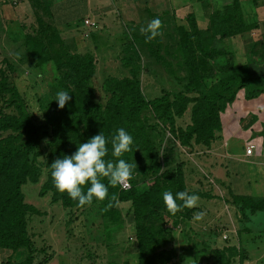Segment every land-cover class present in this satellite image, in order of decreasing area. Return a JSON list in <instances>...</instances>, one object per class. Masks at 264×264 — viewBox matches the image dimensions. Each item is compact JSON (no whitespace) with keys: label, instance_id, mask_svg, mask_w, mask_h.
I'll list each match as a JSON object with an SVG mask.
<instances>
[{"label":"rangeland","instance_id":"374dc122","mask_svg":"<svg viewBox=\"0 0 264 264\" xmlns=\"http://www.w3.org/2000/svg\"><path fill=\"white\" fill-rule=\"evenodd\" d=\"M106 1L110 3L107 18L111 24L103 23L104 21L101 19H104V17L100 15L89 14L91 19L100 20V28L88 29L85 26L84 18L87 9L84 0H72L54 5L52 9L56 15L54 18L64 22L57 24L63 26L67 24L63 20L68 19V22L72 23V27H74L63 32L59 31L52 22H49L50 20H47L50 19V9L48 7L27 8L26 13L23 12V9L21 11L22 16L19 18L24 19V21L17 26L11 25L8 19H0V69L6 70L12 81L18 86L37 124L43 127L42 131L47 130L44 125L45 115H52L56 111L60 115L73 116L76 110L73 103L74 98L71 94L72 99L63 109L59 108L58 102L54 100L58 91L66 90L60 86L61 81L59 82V73L55 65L48 63L41 67H35L34 62L27 55L26 35L37 31L40 25L39 20L54 29L56 28L61 35L63 34L65 46L72 52L86 53L92 51L94 53L97 69L89 85L94 91L95 101L102 103L104 106L107 105L110 98L106 84L112 78H118L119 80L133 79L145 97L150 100L162 96L164 93H178L180 91H184L191 98H194L201 93L212 92L222 79L231 75L235 69L248 61L249 47L252 46H250L248 34H245L247 31L239 33L234 30L233 34L225 38L220 37V34L215 37L211 46L213 52H210V49H205L207 52L204 50L203 52L197 51V63L200 66L197 74L200 73L202 77L198 78L190 68L191 56L187 53L198 46V41H204L201 40V37H207L205 33L207 28L215 23L213 16L217 4H213V0H192V7L187 8V11L183 14L177 15L176 19L171 15L169 16V13H162L161 19H159L161 26L158 29L160 35L150 41L146 40L147 35H150V33L141 31L142 28H147L144 23L141 24V20L143 22L146 19H136V14L131 17L128 16V11L121 8L118 0ZM231 2H234V0H228L222 5H228ZM127 3L132 7L137 4H144L140 0L139 2L128 0ZM64 4L65 6L62 7ZM182 5L185 6L186 4L182 2ZM131 9L134 8H129V10ZM138 11L143 14L149 13L151 10L149 11L147 7L142 6L139 7ZM258 25V23L252 25V29L256 30ZM89 34L90 36L86 40L82 38L84 35L88 36ZM73 38H77L78 41H72ZM80 39L82 40L81 44ZM191 41L194 42L193 46ZM256 41L258 42L256 48L259 50L263 43L262 40ZM259 68L264 69V66ZM253 69L256 71V67H253ZM261 72L264 73V71ZM220 106L223 107V103ZM228 106L231 108V115L236 120L232 109L233 102ZM192 107L193 104H190L187 111L181 116H174L173 114L174 124L178 129L185 130L187 126L193 123ZM226 108L227 106L221 109V113L225 116L228 115V109ZM146 115L147 118L145 119L148 123L156 128L153 132V140L158 148L160 161L165 163L166 160L163 159V154L168 149H172L170 155L173 158L171 160L173 166L180 162L183 163L187 172L189 190L200 193L198 207L208 212L202 219L196 220V223H194L195 219L192 220L194 216L189 219L181 218L182 216L166 217L164 223H159L162 231L157 236L161 239V242L158 246H154V252H160L161 250L180 252L195 249V255L199 252V255L211 254L213 256L211 264H234V261H231V256H229L231 251L222 255L219 252L217 253L216 250H212V248H225L226 244L232 242L235 235L233 226L236 224L240 225L241 229L247 228L245 231L242 230L241 236H254L256 241L264 238V211L250 214L251 211L240 209L233 201L234 194L264 198V184L259 182V185L255 186L239 181L233 183L232 176L225 178L224 173L227 167L218 169V156L215 161L206 159V156L210 153L207 147L211 146L214 141L219 140L222 142L224 140L222 131L216 132L215 139L208 146L197 144L195 138L191 140V143L185 145L181 140L173 137L170 132L171 123L169 120L158 119L151 112ZM236 122V126L242 130L248 128V123L243 122L242 119L239 122L236 120ZM254 136L257 137L258 135L255 134ZM234 140L235 143L239 141L236 138ZM241 140V143H245L246 147L251 145V143H248V139L242 138ZM234 145L233 147H235ZM236 148L235 150H237ZM39 150L42 153L38 158V163L42 168L40 180L38 183L28 181L22 187L25 202L35 205L39 211L46 213L44 216H40L41 214L30 216L29 220V227L31 226L29 233L34 238L38 248L46 245L44 226L46 230H52V232L48 231V237L53 235L54 240L57 236L55 239L58 244L54 245V249L61 251L63 249V246L60 247V245H63L61 243L63 234L68 235L70 231L74 233L78 231V226L84 223V215L82 214L90 212H97L98 223L111 232H124L128 227L135 226L136 222L131 201L117 200L116 203L107 204L106 206L102 205V201L83 207L76 204L69 209L64 207L61 202H53L51 192L42 196L40 194L42 186L49 176V170L46 166L47 155L50 152V138L48 136L42 137ZM135 161L136 159H131L130 163ZM138 163L142 164L144 162L140 160ZM199 164L202 165V170L197 166ZM237 171L238 175L242 177V170ZM230 173H233L231 169ZM223 179L225 183L221 184ZM262 180L264 181V178ZM146 187H148L146 182H141L138 188L139 191H143ZM222 191H224V194ZM214 211L216 214H213ZM40 219L42 220L40 221ZM228 229L230 230L228 231ZM225 234L229 235L226 239L223 238ZM123 237L124 235L121 233V238ZM214 238L217 241L219 240L222 246L212 245L211 239ZM103 239L107 241L106 236ZM258 243L260 244V242ZM74 245L78 246L77 243ZM116 250L114 249V251ZM197 250L198 253H196ZM247 253L241 247L238 254L246 257ZM238 254L235 258L240 256ZM263 262L259 264H264ZM235 264H244V261L238 260Z\"/></svg>","mask_w":264,"mask_h":264},{"label":"trees","instance_id":"16d2710c","mask_svg":"<svg viewBox=\"0 0 264 264\" xmlns=\"http://www.w3.org/2000/svg\"><path fill=\"white\" fill-rule=\"evenodd\" d=\"M213 17L215 23L207 28V37H201L204 41H198V46L187 53L191 56L190 68L198 78L202 75L197 74L200 70L197 51L210 49L213 52L212 41L218 34L225 38L233 34L234 30L243 33L252 29V25H248L244 18L240 0L216 6ZM39 22L37 31H34L36 33L26 35L27 55L35 67L48 63L55 65L60 86L73 95L76 113L64 116L54 111L52 115H45L44 125L47 130L42 131L43 127L37 124L18 86L6 70L0 69V249L16 251L27 248L29 255L20 264H35L33 253L36 249L29 233V219L32 215L41 214V211L35 205L25 202L22 187L28 181L38 183L40 180L42 168L38 158L42 154L39 150L42 137L50 138V152L46 162L49 176L40 194L45 196L51 192L53 202H61L70 209L78 202L70 199L66 192L61 193L56 189L51 164L65 155L71 156L79 144L86 143L101 131L110 139L122 127L133 136L132 150L121 157H114L109 143L105 159L113 162L124 159L128 163L131 159H136L132 163L136 168L130 180L131 188L123 190L120 185L111 186L107 178H101L108 186V196L102 201V205H112L117 200L131 201L136 222L135 237L140 251L138 264H167L176 251L154 252V246L161 242L157 236L162 231L159 223H164L168 216L189 219L197 207L184 208L172 215L163 202L162 194L171 191L175 195L176 192L185 190L198 196L200 193L189 190L183 163L173 166L170 155L172 149L163 154L165 163L160 161L158 148L153 140L156 128L145 119L146 114L151 112L158 119L169 120L170 132L183 144H189L195 138L197 144L208 146L215 139L216 132L223 130L221 109L226 106L228 109V105L241 90H245L247 99L264 93V76H254L250 65L244 63L222 79L210 93H201L191 98L180 91L164 93L152 100L145 97L133 79L112 78L106 84L110 98L104 106L95 101L94 91L89 85L97 69L94 55L89 52H72L65 46V41L56 28L41 20ZM191 45L194 42L191 41ZM221 103L223 107L220 106ZM190 104H193V123L185 130L178 129L174 124V116L183 115ZM140 160L144 163H138ZM141 182L148 185L143 191L138 188ZM88 186L90 185L84 186L85 192ZM233 201L244 211H264V198L234 194ZM96 202L100 200L93 198L91 204ZM228 251H231V258L239 253L236 248H224L216 252L224 255Z\"/></svg>","mask_w":264,"mask_h":264},{"label":"crops","instance_id":"0c3cea01","mask_svg":"<svg viewBox=\"0 0 264 264\" xmlns=\"http://www.w3.org/2000/svg\"><path fill=\"white\" fill-rule=\"evenodd\" d=\"M68 1H72V0H17V3L15 5L12 4L11 2H0V19L1 20L8 19L9 22H11V25L17 26L20 24V22L24 21V19L19 18L22 16L21 11L23 9H24L23 12L26 13L27 8L48 7L50 9L49 11L50 19L47 20H50L49 22H52V24H54L59 31L63 32L68 28L72 29L74 27H72V23L70 24V22H68L69 21L68 19L63 20L66 21L67 24L63 26L58 25L64 22H62V20H58L54 18L56 17V15L54 14L52 9L55 4H63V2H68ZM84 1L87 9V11H85L86 16L84 19L86 18L91 19V16L89 15L91 13L93 15H100L101 17H104V19H101L104 21L103 23L111 24L109 23L107 18V10L110 8L109 7L110 3L108 1L106 0H84ZM118 1L120 3L121 8H125L128 11V16L131 17L133 14H136L137 16L136 19H146L143 22L141 20V24L144 23L146 26L153 19H161L162 13H169V16L171 15L172 17H174V19H176L177 15L181 13L183 14V12L187 11V8H191L193 5V3H191L192 0H140L144 2V4L141 5L137 4L134 5V7H132L127 3L128 0H118ZM133 1L139 2V0H133ZM227 1L228 0H213V4L215 2L217 6H221L224 2ZM182 2H184V4L186 5L185 6L182 5ZM241 4L244 13V18L247 24L248 25H255L257 23L259 24L256 30L250 29L245 33L248 34L247 36H249L250 39V44H251L250 46H252L249 47V51H248L249 58L247 63L250 65L252 74L254 76L257 75L264 76V73L261 72L264 71V69L259 68L261 66H264V0H241ZM64 6L65 4L62 5V7ZM142 6L147 7V9L151 11L149 13L142 14L141 12L138 11L139 7L141 8ZM129 8H134V9L129 10ZM91 20L96 22L98 26H100L99 24L100 20L97 19L94 20L91 19ZM62 35L61 37L64 40V36ZM89 36L90 34L88 36L84 35V37L82 38L86 40V38H88ZM73 40L78 41L77 38H73L72 41ZM256 40H262L263 43V46L260 47L259 50H257L256 48V45L258 43ZM81 43L82 40L80 41V44ZM87 52H90L94 55L92 51H87ZM257 57H259V59H257ZM253 67H256V71H254ZM232 109H233V114L236 117V120H238L239 122V120L242 119L243 122H247L248 128L242 130L240 127L236 126L237 122L235 118H233V115H231L230 113L231 108L228 107L227 110L228 115L226 116L223 115L224 127L222 130V137L224 138V140L222 142L219 140H217L216 142L214 141L211 144V146L207 147L209 148L210 153L208 154V156H206V159L207 160L211 159L215 161L216 157L218 156L217 157V159L219 160L218 169L227 167L224 173L225 178L227 176H232L231 180L233 183L239 181L241 183L243 182L244 184L246 183L247 185H255V186L259 185V182L260 184L262 183L264 184V181L262 180V178H264V93H261L257 97L247 99L245 90H241L238 93L236 99L233 101ZM255 134H257L258 136L257 137L254 136ZM235 138L239 139V141H236L237 143H235L234 140ZM242 138L248 139L249 140L248 143H251V145L255 147L252 155L246 154V145L245 143L244 144L241 143ZM232 140L234 141L235 145ZM233 145L237 147L236 148L237 150H235V147H233ZM197 166L199 167V169L201 170L203 169L202 165L199 164ZM230 169L233 171L234 174L230 173ZM237 170H242L243 172L242 177L238 175L239 173ZM185 175H186V183L188 186L187 172ZM224 183L225 182L223 179L221 181V184ZM222 193L224 194V191H222ZM240 195H244V194H240ZM246 196H252V195H246ZM200 211H203L205 215L208 213L200 207L196 209L195 213ZM195 213L193 214V216L195 215ZM214 213L215 211L213 212V214ZM44 215H46V213L41 211L40 216H44ZM82 215H84L83 216L84 223L78 226L77 229L78 231L74 233L69 230L70 234L69 233L68 235L63 234V241L61 242L63 243V245H60V247L63 246V249L61 251L60 250L57 251L56 249H54V245L58 244L55 239L57 238V236H55L54 240H53V235L48 237L47 233L48 231L52 232L51 229L46 230L45 227L43 226V230L45 231L44 233H46L44 234L45 235L44 238L46 239L45 241L46 245L42 247L38 248L36 246L34 238L31 236L32 241L34 243V248L36 249V251L33 253L35 264H138L139 263L140 251L138 249L137 241L135 237V233H136L135 226L128 227L127 230L124 232H119V231L111 232L110 230H107L105 226L100 225L98 223L97 212L95 213L90 212ZM248 216L250 217L251 215ZM193 219L194 217L192 218V220ZM41 220L42 219H40V221ZM194 223H196V219L194 220ZM67 227L69 228V226ZM233 227H234L233 231H235L234 240L232 242H229V244H226L225 248H236L240 253V248L242 247L248 253L246 257L238 254L240 256H238L237 258H235L236 256L233 257L231 261L232 262L234 261V264L238 260L239 261L243 260L244 264H256V263L259 264L260 262H263L264 238L260 239V241H256L254 236L243 237L241 236V234L247 228H243L242 226L243 229H241V226L238 224L234 225ZM30 229L31 226L29 227V231ZM229 230L230 229H228V231ZM121 233H123L124 235L123 238H121ZM104 235L106 236V240L109 243L105 241V239H103L105 237ZM228 236H229L228 234H225L223 238L225 237L224 239H226ZM211 241H212V245L217 244V246H222V244L220 245L219 240L217 241V239L215 238L211 239ZM258 242H260V244ZM72 243L73 244L77 243L78 246L76 245L73 246ZM114 249L117 250L114 251ZM223 249L224 247L212 248V250H216V251ZM194 250L187 249L180 252L176 251V253L174 254L175 256L167 264H211V261H213V256L211 254L207 253L205 255H201V254L199 255L200 252L197 250L196 253L198 252L199 253L195 255ZM28 255H29V251L27 248H21L16 251H12L8 249H0V264H20L28 257Z\"/></svg>","mask_w":264,"mask_h":264},{"label":"clouds","instance_id":"9594fccd","mask_svg":"<svg viewBox=\"0 0 264 264\" xmlns=\"http://www.w3.org/2000/svg\"><path fill=\"white\" fill-rule=\"evenodd\" d=\"M161 26L159 19H153L147 28H142V32H148L146 40H153L160 35L158 29ZM72 99L70 92L61 90L56 93L55 101L59 108L63 109ZM111 144L112 155L121 157L125 152L132 150L134 143L133 136L124 128H119L109 139L101 131L99 134L90 138L86 143H81L71 156H63L56 159L52 164V179L54 186L61 193L66 192L70 199L77 201L83 207L90 205L93 198L103 201L108 196V186L101 178H107L109 185H123L129 187L126 182L132 179L135 164L128 163L124 159L115 162L106 160L108 155V144ZM87 191H84V186ZM163 202L172 215L182 211L184 208H195L198 206L200 197L197 194H190L187 190L178 191L175 195L171 191H165ZM181 202V203H178ZM205 213L196 212L194 219L200 220Z\"/></svg>","mask_w":264,"mask_h":264},{"label":"built area","instance_id":"2783aa9c","mask_svg":"<svg viewBox=\"0 0 264 264\" xmlns=\"http://www.w3.org/2000/svg\"><path fill=\"white\" fill-rule=\"evenodd\" d=\"M0 2H11L12 4L15 5V4L17 3V0H0ZM84 24H85V26H86L88 29H93V28H97V27H99L98 24H97L96 22L92 21L90 18H86V19H84ZM254 148H255V147H254L253 145H248V146L246 147V154H247V155H252L253 152H254ZM126 183H128L130 186H129V187H124L123 185H120L121 188H122L123 190H128V189L131 188V182L128 181V182H126Z\"/></svg>","mask_w":264,"mask_h":264}]
</instances>
